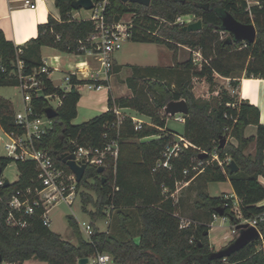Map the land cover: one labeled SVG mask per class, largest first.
<instances>
[{
    "label": "trees",
    "instance_id": "obj_1",
    "mask_svg": "<svg viewBox=\"0 0 264 264\" xmlns=\"http://www.w3.org/2000/svg\"><path fill=\"white\" fill-rule=\"evenodd\" d=\"M73 1L56 0L60 18L50 15L46 23L38 25L37 37L24 45L17 46L0 31V64L6 67L5 71H0V86L20 85L15 65L19 48H22L19 57L24 61L25 72L31 73L44 64L43 46L76 54L82 53L79 49L82 43L91 47L88 38L96 29L95 21L74 16L80 9L73 7ZM225 12H231L242 22H254L258 31L256 42L236 40L232 33L220 39L219 33L226 31L223 27ZM128 13L133 15L132 40L164 43L173 49L182 45L191 50L199 49L206 56L204 62L200 68L195 66L192 57L181 62L175 50V63L170 67H136L125 79L133 95L114 97L110 90L108 109L79 124L73 123L78 115L79 89L72 87L66 92L50 77L44 76L45 93L62 96V104L57 109L58 115L51 118V128L36 144L47 149L55 163L69 172L62 155L77 146H103L108 140L106 132L115 131V106L145 115L151 123L145 122L141 129H136L133 119L127 117L120 128V153L116 163L109 160L103 172L98 171V165L88 164L77 188L83 209L93 220L94 233L90 238L84 237L76 218L67 215L76 243L44 223L43 207L37 208L26 227L7 223L12 195L18 189L43 185L34 161L0 155V179L14 160L20 172L15 182L7 186L0 184V254L3 260L24 264L35 257L46 264H78L82 257L106 252L117 264H264V219L258 223L261 237L227 257L206 258L215 251L209 232L215 218L221 215L220 209L224 211L221 216L229 217L233 224L239 223V213L245 219L264 216V204L259 205L264 200L261 182L264 178V124L260 122V110L228 90H224L221 97H197L190 83V72L194 69V76L204 77L211 84L216 72L230 77L232 87L237 88L241 76L234 75L236 68L231 65L235 51L243 62L246 76L264 78V0L252 5L251 9L247 0H152L149 6L107 0L104 15L108 21H119ZM182 15H194L202 20V28L184 30V24L177 23ZM72 82L84 80L73 76ZM139 82L143 83L142 95L138 93ZM183 98L189 104V113L185 115V130L179 133L168 126L170 115L165 107L170 101ZM33 104L38 114L46 113L50 106L43 96L36 97ZM250 124L257 126L256 134H246ZM0 128L22 132L16 122L13 102L1 95ZM177 136L182 137L181 149L170 159L171 168H156L164 158L166 147L173 145ZM222 136H230L235 142L228 140L221 147ZM204 151L207 154L201 157ZM214 152L218 159L213 158ZM231 160L239 166L234 172L229 165ZM197 180L206 188L210 183L229 180L237 198L226 193L214 196L202 187L195 200L200 213L194 219L183 217L180 212L184 201L181 195L177 196L178 184L189 182L187 186L191 187ZM99 219L108 221L105 230L95 224ZM183 219L189 221L185 227L181 226Z\"/></svg>",
    "mask_w": 264,
    "mask_h": 264
},
{
    "label": "built area",
    "instance_id": "obj_2",
    "mask_svg": "<svg viewBox=\"0 0 264 264\" xmlns=\"http://www.w3.org/2000/svg\"><path fill=\"white\" fill-rule=\"evenodd\" d=\"M15 1V0H10ZM24 7L31 9H37L39 6V0H21ZM249 8L252 5H259L260 0H247ZM107 0L99 3L95 2L94 12L88 18L95 21L96 29L89 36L88 42L91 47H88L85 43H82L80 50L82 53H70L75 56L81 57L83 60L77 68H72L64 74L66 85L63 89L67 92L76 87L81 91L82 87H87L89 90H99L106 86V82H109L110 76L114 67L112 54L121 49L124 42L131 37V27L133 26L132 19L126 21L121 19L119 21H108L105 18L104 10ZM178 20L184 24L185 21L182 17H178ZM193 21V20H192ZM18 56L15 62L16 74L20 81V87L23 90V110L16 111V122L22 128V132L12 130L6 131L0 128L1 132L7 137V140L3 142V148L6 152L5 155L15 160H31L34 161L38 172L41 184L40 187L18 189L11 197L9 201V214L7 223L11 226L26 227L29 223V218L33 217L38 207H43L44 211L42 218L46 225H51L50 211L51 208L58 203H66L73 205L77 199V177L71 170L70 172L64 167L58 166L53 160L52 155L47 149L37 147V141L41 139L47 129L51 128L52 120L46 113L38 114L35 112L33 101L36 97H45L50 106L58 109L62 104V96L52 93H45V80L44 76L50 77L53 69L47 62L41 65L38 69H35L31 73L25 72L24 61L19 57V53L22 52V48L18 49ZM82 66L86 70L82 69ZM6 67L0 64V71H5ZM75 76L78 80H84L82 83L72 82V77ZM234 91H236L234 89ZM52 100H56L52 104ZM125 108L115 106L114 112L116 114V122L113 124L115 128L114 132H106L105 136L108 140L101 147L92 146H77L73 150H68L64 154H73L75 160L78 162H84L87 164H95L98 166L107 165L108 161L113 159L116 163L119 153V135L120 128L124 120L127 117L133 119L136 129H141L145 121L139 118L137 115L127 113ZM170 115V114H169ZM173 116L176 120L185 122V114L178 113ZM2 137L0 134V141ZM182 139V137H181ZM178 139L173 145H168L164 151V158L157 163V167H169L171 168L170 159L173 156H177L180 151V144ZM213 158L218 159V154L214 152ZM222 163V161H220ZM202 162L199 163L201 165ZM197 166L194 167L196 169ZM186 173L188 170L185 171ZM0 184H5V178L0 179ZM238 210V207H237ZM239 223L233 225V232L239 233V225H254L258 227L259 221L264 219L263 215L255 218L245 219L242 215L238 214ZM189 224L187 219H183L181 226L185 227ZM82 232L90 238L94 233V228L91 223L84 222L82 224ZM92 264H107L113 260L109 253H98L89 257ZM0 264H17L15 262L3 260Z\"/></svg>",
    "mask_w": 264,
    "mask_h": 264
},
{
    "label": "rangeland",
    "instance_id": "obj_3",
    "mask_svg": "<svg viewBox=\"0 0 264 264\" xmlns=\"http://www.w3.org/2000/svg\"><path fill=\"white\" fill-rule=\"evenodd\" d=\"M81 16H91L95 11L94 9L87 10L84 8L80 9ZM132 14H125L122 18L126 21H130L132 19ZM78 17V16H76ZM185 21L184 25L189 24L197 18L194 15H182L180 16ZM193 20V21H192ZM177 23L182 24L178 18ZM230 32H220L219 38L223 39L229 36ZM175 50L178 53V60L181 62L187 61L191 57L193 58L194 64L196 67H201L202 62L206 56L199 49L191 50L190 47L182 45L178 48H171L164 43L150 42V41H134L131 38L124 42L121 49L115 51L112 54V59L114 62V69L111 73L112 80L110 79L109 83L112 86L114 92L119 93L123 92L128 85L125 79L128 76L132 75V71L134 68H145L149 66H161V67H170L174 65V52ZM58 54L64 58H67L70 61H77L75 55L68 54L65 52H60L54 49H47L46 54ZM231 65L235 67L234 75L243 76L245 74V70L243 69V62L240 59L238 51L232 52ZM205 57V58H204ZM208 61H211V58H207ZM194 69L190 72L191 79L190 83L193 86V91L197 97H201L203 99H212L214 97H221V93L224 90H228L231 94H237L234 91V87L231 85L230 77H226L220 73H215L213 84H211L206 78L194 76ZM53 79L61 85L65 86L66 81L64 79V73L61 71H55L53 74ZM176 76V74H175ZM143 86L142 82L138 83L139 94L142 95V91L140 88ZM129 88V86H128ZM110 88H105L103 90H89L87 87H82L81 89V99L78 104V115L73 120V123L79 124L84 121L89 120L97 114L104 112L103 108L105 106V101L100 97L101 94L107 92L109 95ZM130 95H133V91L130 89ZM147 91V90H146ZM148 94V93H147ZM0 95L11 100L14 104L15 111L23 110L24 101H23V90L18 84L14 85H4L0 86ZM56 100H52V104L55 103ZM127 113L138 115L144 121H148L151 123V119L145 115L137 114L134 110L125 109ZM163 115V112H162ZM168 126L179 133H183L185 130V123L182 121L176 120L173 116H170L167 120ZM1 141H0V155H5L6 152L3 148V142L7 140V137L1 132ZM229 141L235 142V139L232 137H228ZM20 176V172L18 169L17 162L14 160L5 168L3 172V177L10 179L11 182H15L18 180ZM203 182L197 180L192 186H185L184 182L178 184L177 196L181 195L183 198L181 215L183 217H187L188 219H194L197 213L200 211L195 206V200L198 199V191L200 188L207 189L211 195H221L222 193H226L230 195L229 192L232 191L233 187L229 180L227 181H219L215 183H210L208 188H206ZM185 186V188H183ZM238 203L235 202V209H237ZM92 206H89L91 209ZM73 215L78 221L79 225L84 222L91 223L93 220L91 219L88 212H85L83 209V202L81 199V195L77 196V199L73 205H68L66 203H58L53 206L50 211L51 217V225L50 228L59 233L63 238L70 240L76 243L77 238L74 234L73 230L69 226L67 215ZM107 220L99 219L95 222V224L101 229L105 230L107 228ZM233 223L229 217L217 216L213 221L210 231V241L211 247L215 250L226 247L231 243V241L235 240V238L239 235V233H234ZM82 229V228H81ZM240 232V231H239ZM84 237L87 238V235L82 232ZM24 264H46L45 261L39 260L37 258H31L25 261ZM107 264H117L114 260H111Z\"/></svg>",
    "mask_w": 264,
    "mask_h": 264
},
{
    "label": "crops",
    "instance_id": "obj_4",
    "mask_svg": "<svg viewBox=\"0 0 264 264\" xmlns=\"http://www.w3.org/2000/svg\"><path fill=\"white\" fill-rule=\"evenodd\" d=\"M55 1L56 0H39L38 8L31 9L29 7H24L22 5L21 0H15L13 2L10 0H0V31L4 33V35L8 40L13 41L17 46L24 45L29 39L37 37L39 32L38 25L40 23H46L50 15H52L56 19L60 18V12L56 6ZM80 14L81 11L78 10L74 13V16H78L77 18L89 17V16H81ZM47 49H54V50L57 49L50 46L42 47L43 59L45 62L48 63V65L52 67L53 69L52 74L55 71H61L65 74L67 71L71 70L72 68H77L83 60L81 57L76 56L77 61L73 62L58 54H54V53L46 54ZM82 69L86 70V68L83 66ZM52 74H51V79L54 82V84L63 88L64 87L63 85H61L60 83L56 82V80L53 79ZM110 79L112 80L111 76ZM239 81L240 83L238 87L234 88L236 90L235 92L239 94L240 99H246L250 101V103L254 104L259 108L260 122L264 124V78L257 76L249 77L246 76V74H244L243 76L239 77ZM107 87L110 88L114 97L131 96L129 91L130 88H128V86L125 89H123V92L120 91L119 93H116L113 91L112 86L109 82H106V86L99 90H103ZM100 97L101 98L103 97L102 99L107 101L103 108L104 109L103 111H106L108 109L107 92L101 94ZM145 122L150 123L148 121ZM256 132H257L256 125L250 124L247 126L246 128L247 135L256 134ZM261 182L264 184V178H261ZM184 183L186 184L185 186L189 184V182H184ZM229 193L235 198H237L233 189ZM263 204H264V200L259 203V205H263Z\"/></svg>",
    "mask_w": 264,
    "mask_h": 264
},
{
    "label": "water",
    "instance_id": "obj_5",
    "mask_svg": "<svg viewBox=\"0 0 264 264\" xmlns=\"http://www.w3.org/2000/svg\"><path fill=\"white\" fill-rule=\"evenodd\" d=\"M123 2H134L140 3L142 5L149 6L152 0H122ZM95 6L94 0H74L73 7L75 9H87L91 10ZM223 27L226 31L232 33L236 40H241L244 42L255 43L258 36L257 27L254 22L245 23L238 20L231 12H225L223 15ZM202 28V20H197L191 22L189 24L184 25V30L196 31ZM165 112L170 115H175L178 113H182L187 115L189 113V104L186 99L172 100L170 101L166 107ZM46 114L49 118L56 117L58 115V110L49 106L46 109ZM177 139L180 140L181 137L177 136ZM228 138L226 136H222L221 138V147L226 145ZM207 154L206 151L201 153V157ZM62 159L64 162L68 164L71 170L76 174L77 181L80 182L86 172L87 164L84 162H78L75 160V156L73 154H63ZM231 171L234 172L239 169V166L234 160L229 162ZM104 166H99L98 171L103 172ZM1 170V167H0ZM105 180V178H103ZM11 183L10 179L5 178V185H9ZM220 214L223 215V209H220ZM240 229L239 235L233 240L229 245L223 247L221 249L215 250L211 252L206 258L208 260L216 259V258H224L232 254L233 252L241 249L250 241L255 240L261 237V232L257 226L254 225H239ZM3 261V257L0 254V263ZM78 264H92L89 260V257H82L78 260Z\"/></svg>",
    "mask_w": 264,
    "mask_h": 264
},
{
    "label": "flooded vegetation",
    "instance_id": "obj_6",
    "mask_svg": "<svg viewBox=\"0 0 264 264\" xmlns=\"http://www.w3.org/2000/svg\"><path fill=\"white\" fill-rule=\"evenodd\" d=\"M195 21H197L196 19H195ZM194 22V21H193Z\"/></svg>",
    "mask_w": 264,
    "mask_h": 264
}]
</instances>
